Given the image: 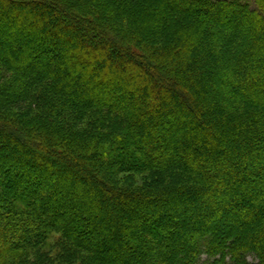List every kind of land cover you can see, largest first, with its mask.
<instances>
[{
	"label": "trees",
	"instance_id": "trees-1",
	"mask_svg": "<svg viewBox=\"0 0 264 264\" xmlns=\"http://www.w3.org/2000/svg\"><path fill=\"white\" fill-rule=\"evenodd\" d=\"M204 255L264 264V14L0 0V264Z\"/></svg>",
	"mask_w": 264,
	"mask_h": 264
},
{
	"label": "rangeland",
	"instance_id": "rangeland-1",
	"mask_svg": "<svg viewBox=\"0 0 264 264\" xmlns=\"http://www.w3.org/2000/svg\"><path fill=\"white\" fill-rule=\"evenodd\" d=\"M250 3L251 7L255 10V12L260 15V14H264V11L262 10V8L260 7V2L259 0H244ZM143 182V181H142ZM253 257H250V260H253ZM199 264H212V261L206 256H202ZM224 264H232L230 261H227Z\"/></svg>",
	"mask_w": 264,
	"mask_h": 264
}]
</instances>
